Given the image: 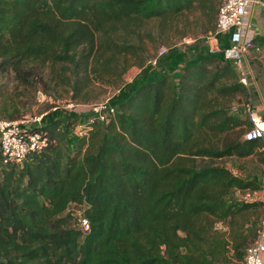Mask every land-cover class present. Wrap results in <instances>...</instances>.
I'll return each mask as SVG.
<instances>
[{"label": "trees", "instance_id": "trees-1", "mask_svg": "<svg viewBox=\"0 0 264 264\" xmlns=\"http://www.w3.org/2000/svg\"><path fill=\"white\" fill-rule=\"evenodd\" d=\"M215 2L0 0V77L17 82L0 88V117L21 118L31 93L52 87L84 103L99 99L98 84L118 90L85 135H75L80 114L54 111L31 125L46 137L41 151L0 157V264L245 259L264 205L237 195L250 179L224 160L264 162V143L244 138L250 89L224 58L228 37L189 59L170 61L168 50L155 65L145 44L191 11L211 21ZM133 64L141 70L124 82Z\"/></svg>", "mask_w": 264, "mask_h": 264}, {"label": "built area", "instance_id": "built-area-1", "mask_svg": "<svg viewBox=\"0 0 264 264\" xmlns=\"http://www.w3.org/2000/svg\"><path fill=\"white\" fill-rule=\"evenodd\" d=\"M255 0H222L218 7L216 27L209 38L213 40L211 50L220 49V36L228 37L229 44L225 47L224 58L238 70L239 80L250 89V70L246 57L251 49L255 48V31L249 21V13ZM168 47L158 48L156 55L152 56L148 63L155 65L158 57L164 55ZM93 113L100 120L107 119L109 104L106 101L94 103ZM252 123L244 135L247 140L261 139L264 143V120L256 111L251 97L242 107ZM44 114L36 116L35 123L41 122ZM25 116L21 119H7L0 117V157L3 162H23L32 153L39 152L46 144V137L32 129V124ZM80 130V136L86 134L87 128ZM264 149V147H263ZM261 202L264 205V181L261 184ZM80 224L87 232L89 230L88 219L79 213ZM264 222V219H263ZM264 242L256 239L248 248L245 259L237 264H264Z\"/></svg>", "mask_w": 264, "mask_h": 264}, {"label": "rangeland", "instance_id": "rangeland-1", "mask_svg": "<svg viewBox=\"0 0 264 264\" xmlns=\"http://www.w3.org/2000/svg\"><path fill=\"white\" fill-rule=\"evenodd\" d=\"M200 9L186 13L181 21H177V24L171 25L164 33L155 34V40L147 39L145 44L148 50L147 60L150 56L156 53L157 49L161 46L168 47L167 59L172 60H183L192 58L194 55L202 54L206 49L212 47V42L209 38L210 34L214 31L216 24L207 20V16L204 11L199 13ZM217 19V17H216ZM224 35L220 37V43L223 47ZM257 52L256 49H254ZM252 62L250 65L251 77L250 81L253 80L257 82L259 89L264 93V61L259 55L252 54ZM147 62V61H146ZM141 67L138 64H133L128 72L124 75V82H128L133 79V77L139 73ZM8 77V76H7ZM0 77L1 89L13 93L15 91V84L17 83L10 77ZM57 89V88H56ZM53 87L49 90L50 92L39 90L36 93L31 94L34 97V103L22 109V117L25 116L30 122H34L36 116L42 114H49L54 111L66 113H76L81 115V122L75 130V135L80 137V130H84L83 124L87 123L90 118L93 117V105L94 103L106 101L110 107V98L113 94L117 93L118 90L113 86H101L98 84L94 93H99V99L92 100L89 103H84L81 101L73 100L71 94L65 92L64 88H58L57 90ZM250 97L254 108L261 115L264 120V110L260 107L261 101L257 96V90L254 88V84L250 87ZM240 108V106H238ZM19 118V119H21ZM35 123V122H34ZM264 151V149H262ZM259 176H264V171L260 172L257 170Z\"/></svg>", "mask_w": 264, "mask_h": 264}, {"label": "crops", "instance_id": "crops-1", "mask_svg": "<svg viewBox=\"0 0 264 264\" xmlns=\"http://www.w3.org/2000/svg\"><path fill=\"white\" fill-rule=\"evenodd\" d=\"M222 0H216L215 4L216 7H219ZM199 13H202L201 10ZM216 16H214L211 21L216 24ZM249 21L255 31V39L254 44L255 48L251 49L246 57V62L249 66L250 70V63L252 62V54L255 53L259 55L261 54V58L264 61V0H255L251 11L249 13ZM213 45V42L212 44ZM211 48V47H210ZM257 52H255V50ZM250 77H251V70H250ZM254 84V88L257 90V96L260 99L261 103L260 107L264 110V93L259 89L258 83L255 80L252 81L251 85ZM263 149V148H262ZM264 156V154H263ZM225 165L228 166L234 173L239 174L243 178L250 179V185H248L243 190H238L237 195L249 201H261V184L264 181V176H259L257 174V170L259 169L260 172L264 171V162L259 159L257 156L250 155L244 158H230L224 160ZM264 242V222L262 225V230L258 237ZM264 258V255H263Z\"/></svg>", "mask_w": 264, "mask_h": 264}]
</instances>
